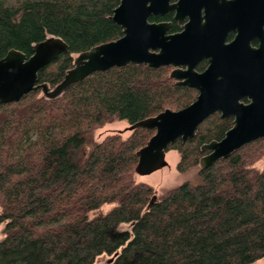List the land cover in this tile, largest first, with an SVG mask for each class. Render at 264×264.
<instances>
[{
	"label": "trees",
	"instance_id": "1",
	"mask_svg": "<svg viewBox=\"0 0 264 264\" xmlns=\"http://www.w3.org/2000/svg\"><path fill=\"white\" fill-rule=\"evenodd\" d=\"M118 4L0 0V58L10 50L29 57L35 44L60 38L68 52L37 72L38 84L53 88L73 67V55L122 36L111 20ZM169 70L112 67L55 99L37 88L0 104V264H94L116 252L109 264H252L264 257V169L253 167L264 139L199 169L198 184L185 182L161 197L134 179L135 153L153 131L91 139L112 121L132 125L189 105L195 89L177 85ZM232 121L211 114L190 141L169 145L180 156L176 170L196 166L206 154L201 146L223 138ZM107 204L108 212L88 217ZM120 224L130 230L119 231Z\"/></svg>",
	"mask_w": 264,
	"mask_h": 264
},
{
	"label": "water",
	"instance_id": "2",
	"mask_svg": "<svg viewBox=\"0 0 264 264\" xmlns=\"http://www.w3.org/2000/svg\"><path fill=\"white\" fill-rule=\"evenodd\" d=\"M171 1L119 0L111 20L120 26L122 36L77 54L73 67L53 88L38 84L37 72L68 52L63 40L48 37L33 46L29 57L10 50L0 58V104L18 102L37 88L45 98L55 99L74 83L112 67L167 66L172 68L169 77L177 85L195 89L197 95L182 109H165L128 125L126 130L130 132H154L135 153L136 175H149L167 166L165 154L169 145L177 139L190 141L198 126L215 112L222 117L232 116V126L220 140L201 146L206 154L198 161L200 169L228 158L247 143L264 139V40L258 49L249 46L251 37L264 34V0ZM166 12H174L179 24L187 19L180 32L169 33V22L148 20ZM230 31L237 35L225 44ZM204 57L208 58V68L195 72V64ZM243 98L249 102H240ZM117 254L108 258L106 264Z\"/></svg>",
	"mask_w": 264,
	"mask_h": 264
},
{
	"label": "rangeland",
	"instance_id": "3",
	"mask_svg": "<svg viewBox=\"0 0 264 264\" xmlns=\"http://www.w3.org/2000/svg\"><path fill=\"white\" fill-rule=\"evenodd\" d=\"M76 55H73L75 58ZM170 73V70H169ZM41 95V94H40ZM128 124L124 121H112L108 124H105L101 128L95 129L91 134L90 137L93 142H101L105 137L116 134L120 132V136L125 139L127 138L131 132L126 130ZM86 152H88V148H86ZM201 158V157H200ZM199 158V159H200ZM180 159L179 154L176 151H168L166 156L167 166H164L149 175L139 176L134 175V179L138 183H146L150 185L154 191L155 195L158 197L163 196L169 189L188 182L189 184L195 185L198 184L200 179L198 176L199 165L192 167L191 169L187 170L185 173H179L176 170V165ZM198 159V161H199ZM253 167L258 170L262 171L264 169V154L261 158H259L254 164ZM113 204L103 205L98 211L91 212L88 214L89 218L94 217L96 214L99 213H106L112 208ZM1 210V209H0ZM4 224L0 225V240L4 238L3 234ZM119 231L130 230L129 224H120L118 226ZM108 257H100L98 258L94 264H106ZM252 264H264V257L258 259L257 261L253 262Z\"/></svg>",
	"mask_w": 264,
	"mask_h": 264
},
{
	"label": "flooded vegetation",
	"instance_id": "4",
	"mask_svg": "<svg viewBox=\"0 0 264 264\" xmlns=\"http://www.w3.org/2000/svg\"><path fill=\"white\" fill-rule=\"evenodd\" d=\"M173 2V0L171 1ZM202 14H203V8H202ZM170 16V18H167V16ZM174 15L175 13L174 12H166L164 15H158V16H150V17H154L156 20L155 21H150L149 18L148 20L150 22H169L171 23V27L169 28V33H177V32H180L181 31V26L183 24H185L187 22V19L184 20V22L182 24H179L178 21L174 20ZM166 19V20H162V19ZM237 35V32H233V31H230L226 34V37H225V44H228L230 42H232L235 38V36ZM213 38H215V36L212 35ZM264 40V34L260 37V35H257V36H254V37H251L249 39V46L251 49H258L259 46L261 45V43L263 42ZM209 66V61H208V58L207 57H204L200 60L197 61V63L195 64L194 66V71L197 72V73H202L203 71H205ZM172 68L170 67V70ZM196 91V90H195ZM197 93V91H196ZM197 95V94H196ZM240 102L242 103H248L249 100L246 99V98H243L240 100ZM216 114H218L221 118H224L221 116L220 113L218 112H215ZM214 114V113H212ZM233 119L232 116H229Z\"/></svg>",
	"mask_w": 264,
	"mask_h": 264
},
{
	"label": "crops",
	"instance_id": "5",
	"mask_svg": "<svg viewBox=\"0 0 264 264\" xmlns=\"http://www.w3.org/2000/svg\"><path fill=\"white\" fill-rule=\"evenodd\" d=\"M167 153L165 154V159H166Z\"/></svg>",
	"mask_w": 264,
	"mask_h": 264
}]
</instances>
